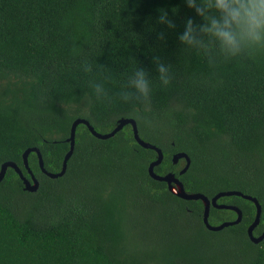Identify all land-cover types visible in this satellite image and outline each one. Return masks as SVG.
<instances>
[{"label":"trees","instance_id":"16d2710c","mask_svg":"<svg viewBox=\"0 0 264 264\" xmlns=\"http://www.w3.org/2000/svg\"><path fill=\"white\" fill-rule=\"evenodd\" d=\"M162 13L175 28L158 22ZM189 18L204 23L186 0H0V164L12 161L28 178L21 152L35 146L44 169L57 172L75 118L105 133L117 118L130 117L139 137L162 151L154 173L172 172L186 192L208 198L225 190L254 196L261 214L252 232L259 234L264 48L231 59L217 49L209 63L179 41ZM156 57L171 65L168 86L158 78ZM137 68L150 79L147 105L120 97L131 91L126 85ZM93 84L110 100L98 99ZM177 151L190 160L180 175L170 161ZM154 158L128 125L98 139L78 124L65 171L54 179L30 152L35 191L23 190L11 168L0 180V264H264V238L254 244L245 232L254 215L250 201L218 198L237 206L241 218L209 231L199 200H184L148 176ZM140 214L149 226L146 242L137 244L129 233ZM234 217L209 207L210 224Z\"/></svg>","mask_w":264,"mask_h":264},{"label":"clouds","instance_id":"9594fccd","mask_svg":"<svg viewBox=\"0 0 264 264\" xmlns=\"http://www.w3.org/2000/svg\"><path fill=\"white\" fill-rule=\"evenodd\" d=\"M187 6L194 9L196 15L202 17L203 24L197 25L189 18L185 30L179 36L182 45L202 51L213 63V53L218 49L225 59L240 56L242 53L264 48V0H186ZM158 22L175 28L174 22L167 13H162ZM163 40V33L159 34ZM159 80L168 86L171 82V65L154 58ZM84 70L91 72L90 65L85 63ZM92 87L98 99L110 100L101 84ZM131 91H122L123 101H141L149 103L151 93L150 79L143 68H137L126 85Z\"/></svg>","mask_w":264,"mask_h":264},{"label":"water","instance_id":"95a60500","mask_svg":"<svg viewBox=\"0 0 264 264\" xmlns=\"http://www.w3.org/2000/svg\"><path fill=\"white\" fill-rule=\"evenodd\" d=\"M78 124H83L87 130L90 132L92 136L98 139H106L108 137H111L114 135L118 130H120L124 125H128L131 130L132 137L134 141L141 146L142 148H148L155 152V158L149 162L147 166V174L148 176L156 181H162L166 184L167 189L174 193L176 196L184 199V200H199L202 204V211H201V221L204 225V227L209 231H218L221 230L223 227L230 226L233 224H236L240 221L241 218V211L240 209L235 205H229V204H223V203H217L218 198L223 196H239L242 199L250 201L254 206V215L252 221L248 224V226L245 229L246 235L250 242L256 244L260 242L264 238V230H262L259 234L253 235V229L258 224L261 214V207L259 202L254 196L243 194L240 191L237 190H225V191H219L215 193L210 198L206 197L205 195L201 193H195V192H186L183 188L182 183L178 180V178L174 175L172 172H167L164 174H156L153 172V167L158 165L162 160V151L157 146L150 144L147 141H144L141 139L137 132V126L134 121V119L130 117H119L116 119L114 127L105 133L97 132L89 123L87 120L83 118H75L69 127V134L67 137L68 141V149L65 152V154L62 157L60 168L57 172H49L46 171L43 167L41 155L39 153V150L37 147H27L21 152V162L22 166L25 169L28 178H25L22 174L17 165L12 161H4L0 164V180L3 178L4 173L7 168H11L15 173L18 175L20 180L22 181V189L28 192H33L37 189L38 182L36 178L34 177L33 173L30 171L28 164H27V155L32 152L35 154L37 159V165L41 173L45 174L49 178H56L63 175L66 167V161L68 160L69 156L72 153L73 145H74V132L75 127ZM183 158L184 159V165L178 170L177 174H182L187 169L190 160L189 157L185 152L177 151L171 154L170 161L172 164H175L178 159ZM213 207L216 209H226L231 210L235 213V217L232 220L229 221H222L217 224H210L208 222V213H209V207Z\"/></svg>","mask_w":264,"mask_h":264},{"label":"rangeland","instance_id":"374dc122","mask_svg":"<svg viewBox=\"0 0 264 264\" xmlns=\"http://www.w3.org/2000/svg\"><path fill=\"white\" fill-rule=\"evenodd\" d=\"M183 165L182 162H180V167ZM179 168V166H178ZM133 218H136V215L133 216ZM149 226V222H146L145 217L140 214L136 221L132 223V229L129 233V237L132 242H136L137 244L146 242V234L148 232L146 231L147 227ZM142 238V239H141Z\"/></svg>","mask_w":264,"mask_h":264},{"label":"flooded vegetation","instance_id":"af4514ba","mask_svg":"<svg viewBox=\"0 0 264 264\" xmlns=\"http://www.w3.org/2000/svg\"><path fill=\"white\" fill-rule=\"evenodd\" d=\"M180 162H182L183 165H184V159H183V158H180V159H178V161L175 163V164H177V165L179 166V169L183 166V165H182V166L180 167ZM179 169H178V170H179ZM177 172H178V171H177Z\"/></svg>","mask_w":264,"mask_h":264}]
</instances>
